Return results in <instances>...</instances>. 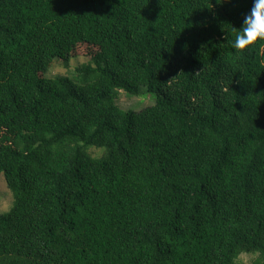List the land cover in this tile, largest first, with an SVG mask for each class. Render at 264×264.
Instances as JSON below:
<instances>
[{
	"label": "trees",
	"instance_id": "trees-1",
	"mask_svg": "<svg viewBox=\"0 0 264 264\" xmlns=\"http://www.w3.org/2000/svg\"><path fill=\"white\" fill-rule=\"evenodd\" d=\"M252 4L0 0V264H264V42L231 47Z\"/></svg>",
	"mask_w": 264,
	"mask_h": 264
},
{
	"label": "rangeland",
	"instance_id": "rangeland-1",
	"mask_svg": "<svg viewBox=\"0 0 264 264\" xmlns=\"http://www.w3.org/2000/svg\"><path fill=\"white\" fill-rule=\"evenodd\" d=\"M88 57L79 55L70 60L68 68H63L59 62H55L45 74V78H50L56 75L71 77L75 69L84 64H87ZM117 105L122 109H131L134 111H141L155 103L153 95L147 94L143 89L137 96L130 95L124 91H120L117 98ZM92 153H95L92 151ZM99 153V152H97ZM15 204V196L7 185L3 175H0V215H7ZM256 254H242L236 261V264H253L256 260Z\"/></svg>",
	"mask_w": 264,
	"mask_h": 264
},
{
	"label": "clouds",
	"instance_id": "clouds-1",
	"mask_svg": "<svg viewBox=\"0 0 264 264\" xmlns=\"http://www.w3.org/2000/svg\"><path fill=\"white\" fill-rule=\"evenodd\" d=\"M259 42H264V0H253L250 12L244 16L242 26L231 41V47L245 51Z\"/></svg>",
	"mask_w": 264,
	"mask_h": 264
}]
</instances>
